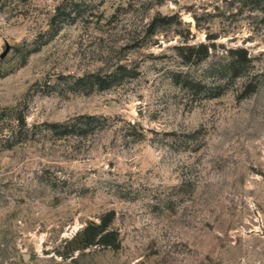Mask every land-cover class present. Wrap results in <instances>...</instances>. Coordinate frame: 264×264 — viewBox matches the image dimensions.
<instances>
[{
	"label": "rangeland",
	"instance_id": "374dc122",
	"mask_svg": "<svg viewBox=\"0 0 264 264\" xmlns=\"http://www.w3.org/2000/svg\"><path fill=\"white\" fill-rule=\"evenodd\" d=\"M0 264H264V0H0Z\"/></svg>",
	"mask_w": 264,
	"mask_h": 264
},
{
	"label": "trees",
	"instance_id": "16d2710c",
	"mask_svg": "<svg viewBox=\"0 0 264 264\" xmlns=\"http://www.w3.org/2000/svg\"><path fill=\"white\" fill-rule=\"evenodd\" d=\"M157 21V20H156ZM208 40L211 43L202 42L199 44L187 45L183 47V49L187 50V62L196 60V61H204L211 57V50L213 47H216V43L214 40V35H207ZM227 57L218 65V72L221 75H230L233 78H238L244 76V73L248 70V67L251 64L252 58L250 56L249 51L245 47H236L226 49ZM119 73L111 72L107 74L103 73H90L88 75L79 77L75 86L79 88L80 86H87L90 84L92 88L104 89L115 82L124 78L123 76L128 74L129 76L133 73V70L126 65L119 66ZM77 90V89H76ZM108 121V117L96 115V114H81L74 117L69 118L64 122H55L48 123V129L53 132L55 136L58 138H63L73 134H87L89 130L96 128H103ZM137 123V122H136ZM108 224H97L89 226L94 230L106 229ZM88 231L89 228L87 227ZM95 231L92 233V237H89V243L94 244V242L101 243L102 239H98L95 235ZM112 237L110 239L105 240L104 242L107 244L115 245L119 243V232L112 231ZM97 240V241H96Z\"/></svg>",
	"mask_w": 264,
	"mask_h": 264
}]
</instances>
